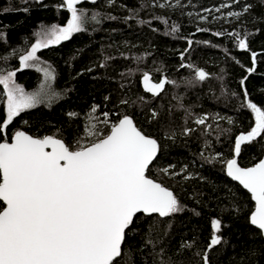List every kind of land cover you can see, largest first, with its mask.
I'll return each instance as SVG.
<instances>
[{
    "label": "trees",
    "instance_id": "1",
    "mask_svg": "<svg viewBox=\"0 0 264 264\" xmlns=\"http://www.w3.org/2000/svg\"><path fill=\"white\" fill-rule=\"evenodd\" d=\"M61 2L0 0V32L4 34L0 40V69L20 68L19 56L30 49L37 39L35 33L42 28L66 25L70 13L59 7ZM159 3L169 6L161 8L157 0H96L94 4L84 0L78 5L89 14L99 13L101 22L89 20L84 32L38 51V66L54 72L50 89L60 95L50 105L41 104L21 113L8 133L25 129L36 136L57 135L66 142H74L84 135L93 105L100 106L93 114L100 119L103 111L109 112L111 121L129 114L142 131L154 136L161 145L148 175L171 187L186 206L184 212L171 218L153 215L138 221L139 230L129 234L134 237L128 241L129 264H203L196 253L202 255L207 248L214 218L222 220L225 242L211 250L210 264H264V239L253 238L248 223L255 202L226 173V161L236 156V137L255 124V113L246 107L247 102H254L264 110V0H238V3L180 0L179 5L176 0H159ZM222 4L228 7L221 8ZM245 4L252 5L248 13L238 19L227 15L230 11L241 12ZM25 7L27 12L23 10ZM5 8L11 11L4 12ZM218 8L220 11H215ZM173 25L178 28L176 32H172ZM218 32L224 35L214 34ZM239 38H245L250 50L238 47ZM253 52L257 54L254 64ZM3 56L8 57L7 61ZM250 68L255 71L249 72ZM196 69H203L209 76L198 81ZM143 72L150 74L152 83L165 77L176 83L167 84L154 97L144 89ZM15 80L26 92L38 91L45 83L43 73L35 67L18 71ZM121 100L128 103L121 104ZM185 109L191 112V117ZM152 110L158 113L156 119H152ZM70 112L78 115L69 117ZM197 116L208 117L211 135H203L204 126L195 125ZM4 118L6 94L0 85V121ZM184 127L197 131L185 137ZM173 135L174 139L166 138ZM206 157L211 163L205 162ZM263 157L264 139L257 137L241 146L236 160L246 166ZM170 164L176 166L174 171L188 165L192 178L166 175L162 169ZM192 209L200 215H194ZM150 228L151 239L159 241L155 248L143 246ZM185 241L193 247L183 249ZM253 250L259 254L251 255Z\"/></svg>",
    "mask_w": 264,
    "mask_h": 264
},
{
    "label": "snow or ice",
    "instance_id": "2",
    "mask_svg": "<svg viewBox=\"0 0 264 264\" xmlns=\"http://www.w3.org/2000/svg\"><path fill=\"white\" fill-rule=\"evenodd\" d=\"M40 2L37 0V3ZM83 2L62 0L59 7L66 8L70 13L66 25L52 24L42 28L35 33L37 39L30 49L19 56L20 68L15 71L0 69V85L7 97L6 118L0 121V264H129L131 249L128 241L134 238L129 234L139 230L138 221L153 215L171 218L186 210L172 190L148 175L161 145L139 129L132 116L123 114L111 121L109 112L103 111V119H100L93 115L100 106L93 105L84 135L74 142H66L57 135L33 136L22 130H16L11 135L8 133L10 125L21 113L41 104L50 105L59 97L60 93L50 89V82L55 79L54 72L48 67L38 66L40 58L37 53L84 32L89 20L97 24L101 22L99 13L89 14L78 7ZM89 2L94 4L96 0ZM179 2L176 0L177 5ZM233 3H238V0H233ZM157 6L164 8L169 5L157 0ZM223 7L228 5L222 4ZM251 8V4H245L241 12L230 11L227 15L238 19ZM23 10L27 12L28 8ZM199 18L207 19L206 16ZM164 22L167 23L166 20ZM177 30V26L173 25L172 32ZM198 31L206 29L198 28ZM214 34L224 35L223 32ZM229 35L239 37L240 34ZM3 39L4 34L0 32V40ZM188 43L191 45L192 41ZM238 47L250 50L245 38H239ZM183 56L184 53H181ZM2 59L7 61L8 57L3 56ZM251 59L254 64L257 59L255 52ZM32 67L43 73L45 83L38 91L26 92L16 83L15 77L18 71ZM248 71L253 72L255 68ZM208 76L203 69L195 71L198 81H204ZM175 83L166 77L152 83L150 74L143 72L144 89L154 97L159 96L167 84ZM247 95L245 90L244 96ZM108 99L105 97V100ZM120 103L127 104L128 101L121 100ZM246 107L255 113V124L247 134L236 137V156L241 153L243 144L251 143L257 137L264 139V110L251 101ZM185 112L191 117L189 110L185 109ZM68 115L75 117L78 113L70 112ZM151 115L152 119H156L158 113L152 110ZM207 120V116L194 118L195 125L204 126L203 135H211L209 129L212 125ZM229 123L232 121L229 120ZM195 131L196 128L184 127L182 135L187 137ZM166 138L174 139V135ZM205 162L211 163V159L206 157ZM175 168L170 164L162 171L171 177L192 178L188 165H182L178 171H174ZM226 173L251 194L255 207L248 218L250 235L264 239V159L248 168L239 166L235 158L228 159ZM192 211L194 215H200L195 209ZM168 227L171 228V225ZM223 227L221 219L211 220L212 235L207 248L202 255L196 253L201 256L203 264H210L211 250L225 242ZM158 242L151 239L150 228L143 246L152 245L155 248ZM181 247L188 250L193 244L185 241ZM126 248L128 251H125ZM163 251L160 248V253ZM258 254L255 250L251 252V255Z\"/></svg>",
    "mask_w": 264,
    "mask_h": 264
},
{
    "label": "water",
    "instance_id": "3",
    "mask_svg": "<svg viewBox=\"0 0 264 264\" xmlns=\"http://www.w3.org/2000/svg\"><path fill=\"white\" fill-rule=\"evenodd\" d=\"M127 115H129V114H127ZM130 116V115H129ZM135 122V121H134ZM136 124V123H135ZM136 126L138 127V125L136 124ZM139 128V127H138ZM140 129V128H139ZM20 130H22V131H25V132H27V133H29V134H31V135H33V136H36V135H34V134H32V133H30V132H28L27 130H25V129H20ZM144 132V131H143ZM145 133V132H144ZM146 135H148V136H150V137H152V138H155L154 136H152V135H150V134H147V133H145ZM156 139V138H155ZM157 140V139H156ZM233 158H235L236 159V156H234ZM261 159H264V157L263 158H261ZM260 159V160H261ZM260 160H258L257 162H255L254 164H251V165H246V166H243V165H241L240 163H238L239 164V166H241V167H244V168H248V167H252V166H254L255 164H257V163H259L260 162ZM238 162V161H237ZM150 176V175H149ZM150 178H152V179H154V180H156L157 182H159V183H161L163 186H165V187H168L170 190H172V188L171 187H169V186H167V185H165V184H163L162 182H160V181H158L157 179H155V178H153L152 176H150ZM173 191V190H172ZM254 210V209H253Z\"/></svg>",
    "mask_w": 264,
    "mask_h": 264
},
{
    "label": "rangeland",
    "instance_id": "4",
    "mask_svg": "<svg viewBox=\"0 0 264 264\" xmlns=\"http://www.w3.org/2000/svg\"><path fill=\"white\" fill-rule=\"evenodd\" d=\"M16 83H17V82H16ZM17 84H18V83H17ZM19 85H20V84H19ZM20 86H21V85H20ZM6 99H7V97H6ZM249 131H250V130H249ZM249 131H248V132H249ZM248 132H243V134H247ZM241 134H242V133H241ZM239 135H240V134H239Z\"/></svg>",
    "mask_w": 264,
    "mask_h": 264
}]
</instances>
